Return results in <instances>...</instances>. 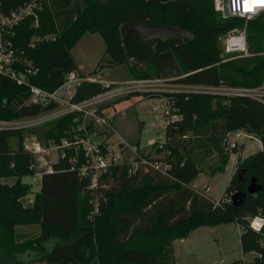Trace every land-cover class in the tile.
I'll return each mask as SVG.
<instances>
[{
    "label": "trees",
    "instance_id": "16d2710c",
    "mask_svg": "<svg viewBox=\"0 0 264 264\" xmlns=\"http://www.w3.org/2000/svg\"><path fill=\"white\" fill-rule=\"evenodd\" d=\"M24 1L28 0H0V7L8 11ZM40 5L34 8L37 22L27 15L10 38L19 57L37 67L34 74H26L29 81L47 90L61 83L65 73L77 70L70 49L85 31L101 36L109 64L129 63L134 79L162 77L202 85L264 83V10L246 19L249 53L239 56L221 53L217 36L240 26L243 18L222 16L213 0H40ZM128 19L177 25L190 36L142 38L131 29L121 37L119 25ZM104 88L99 81L83 80L72 99ZM134 93L160 95L179 115L164 124L163 140L155 146L166 166L160 169L149 157L131 171L124 161L111 164L98 177V211L93 217L88 216L87 178L68 168L70 149L52 162V171L40 175L31 203L19 202L30 186L21 176L31 174L33 160L22 145L24 132L44 125L42 143H57L71 135L72 127L80 132L76 129L79 113L67 112L34 126L0 127V177L14 176L11 183L0 181V264L41 260L47 264H175L174 239L184 238L199 225L231 221L242 226L240 250L255 252L252 259L235 264H264V225L259 231L249 226L253 215L264 216V102L186 89L132 90L116 100ZM28 97L27 85L0 73V120L30 116L53 105L27 102ZM86 125L91 126L89 119ZM238 128L256 136L262 147L236 159V169H242L240 180L234 170L221 196L212 199L190 180L211 155L218 159L207 172L223 169L229 151L237 150L226 148L225 134ZM97 131L110 134L102 128ZM10 138L15 139L13 145ZM80 160L79 154L74 164ZM250 176L261 188L233 205L229 195L237 187L244 189ZM24 223H36L37 233L15 237L14 226Z\"/></svg>",
    "mask_w": 264,
    "mask_h": 264
},
{
    "label": "built area",
    "instance_id": "2783aa9c",
    "mask_svg": "<svg viewBox=\"0 0 264 264\" xmlns=\"http://www.w3.org/2000/svg\"><path fill=\"white\" fill-rule=\"evenodd\" d=\"M40 6V0H28L10 8L8 11H3L0 7V73L13 78L17 83H22L28 86L29 97L27 102L39 103L41 105H46L47 103L52 102L53 105L44 111L30 116L0 120V123H3L0 127H28L59 117L67 112H77L80 114L81 122L76 126V129L80 132H75L72 127L70 129L72 133L69 137H60L57 143H52L56 150L51 154L49 159H43L40 155L41 152L47 153L48 147L41 145L38 140H31L25 148L32 154L33 160L29 167L32 169L31 178L34 182H39L40 175L43 172L53 170L52 162L65 156L66 149L71 150V154L68 155V160L70 161L68 168H76L79 175L87 178L86 188L89 189L88 201L91 204V208L88 211L89 217H93L98 211V201L95 189L98 177L105 172L111 164L124 161L127 163V170L131 171L134 169L138 161H147V159L141 155H138V158L135 155H130L128 157V162L119 158L118 153L111 151L112 144L109 143V134L105 132H96L90 126L86 125L87 119H89L91 124L93 121L105 123L106 125L108 124L106 118L99 115L97 111L101 102L109 100L118 94L127 93L132 90L150 91L174 89L202 90L227 95H242L264 102V83L257 86L179 83L182 87H165L167 83L158 78L134 79L125 84L114 85L112 87H109L108 83L104 82L103 84L106 88L81 99H72L75 87L81 81H97L96 79H82L75 77L74 70L65 73L61 83L55 88L47 90L29 81L26 74H34L37 67L31 66L25 58H22L21 56L19 57L16 53L17 48L14 46L10 38L13 34L14 27L27 15L32 14L33 23L37 22L34 8H40ZM213 6L216 10L220 11L222 16H224L222 14V0H213ZM226 8V16H238L246 20L264 10V0H226ZM217 38L223 52L236 53V55L239 56L247 55L249 53L245 37V23L219 34ZM21 64L23 65V69L20 68ZM165 102L166 108L163 110V115L166 117V123L168 120L178 118L179 115L171 112L170 105L166 98ZM231 131L234 133V137H239L241 135H244L247 138L251 137V133L243 129L238 128ZM228 132H226L224 138L225 146L228 143L226 137ZM152 143L153 138L149 137L147 139V144ZM238 143L239 142L235 138L231 139L228 143L229 148L237 146ZM125 144L134 154L138 150L137 144ZM79 154L81 155V160L78 165H75L74 161ZM37 155L42 158L41 162H37L38 164L35 163L34 160V157ZM154 165L158 166L160 169L166 166L162 161H160V163H154ZM255 218L257 220H255ZM262 225H264L263 215L255 214L249 220V226L256 231H259Z\"/></svg>",
    "mask_w": 264,
    "mask_h": 264
},
{
    "label": "rangeland",
    "instance_id": "374dc122",
    "mask_svg": "<svg viewBox=\"0 0 264 264\" xmlns=\"http://www.w3.org/2000/svg\"><path fill=\"white\" fill-rule=\"evenodd\" d=\"M240 23L242 25L246 23V20L242 19ZM70 51L78 65L77 70L73 71L75 77L96 79L102 84L108 83L109 87L134 80L128 69L129 63L109 64L108 56L104 52V42L96 32H83ZM221 53L225 52L221 50ZM156 78L165 81L167 83L165 87L181 86V84L167 78ZM124 94L126 93L118 94L99 104L98 113L106 118L107 125L93 121L90 127L96 132L100 128L110 131L109 143L114 146H111V151L118 153L119 158L128 162L130 155H135L137 158L141 155L149 157L151 163H160L163 154L155 150V146L164 137L166 117L163 115V110L166 108L165 98L157 94L144 96L141 93H134L127 98L116 100ZM2 124L0 123V126ZM45 128L46 126L40 125L35 129L25 131L22 137V145L25 148L31 140H38L41 145L48 147V152H41L40 155L43 159H49L56 148L52 143L47 145L42 143L46 140L42 132ZM149 137L153 138L152 144H147ZM233 138L239 142L236 146L237 150L229 151L223 169L214 173L207 172L210 165L216 163L218 159V155H211L204 159L203 167L190 181L195 189L212 199H218L221 196L234 171L235 160L262 147L260 140L252 134L251 137L247 138L244 135L234 137L233 132L228 133V143ZM135 140H137L138 150L134 154L125 143L132 145ZM9 142L13 145L15 139L10 138ZM228 143L226 148L229 149ZM41 156L34 157L35 163L41 162ZM13 180L14 176L0 177L2 182L11 183ZM21 180L30 183L29 191L19 197L21 205H28L32 201L34 191L38 188V182L32 181L31 174L21 176ZM241 230V224L236 221L199 225L191 229L184 238H177L172 241L173 262L175 264H235L236 261H248L252 259L255 252H242L240 250L239 234ZM37 231L36 223L16 224L14 226V235L17 238H30ZM25 264L47 263L41 260L29 261ZM90 264L96 263L91 262Z\"/></svg>",
    "mask_w": 264,
    "mask_h": 264
},
{
    "label": "water",
    "instance_id": "95a60500",
    "mask_svg": "<svg viewBox=\"0 0 264 264\" xmlns=\"http://www.w3.org/2000/svg\"><path fill=\"white\" fill-rule=\"evenodd\" d=\"M222 14L227 15L226 0H222ZM133 29L142 38L153 36L164 37L172 34H178L182 37L190 36L188 31L183 28L168 23L153 24L151 22H140L137 19H128L119 25L120 36L124 37L129 30ZM225 144V143H224ZM237 179L240 180L242 169L238 167L236 170ZM261 188L254 176H250L244 189L236 188L230 195L229 200L233 205H240L246 193H253Z\"/></svg>",
    "mask_w": 264,
    "mask_h": 264
},
{
    "label": "crops",
    "instance_id": "0c3cea01",
    "mask_svg": "<svg viewBox=\"0 0 264 264\" xmlns=\"http://www.w3.org/2000/svg\"><path fill=\"white\" fill-rule=\"evenodd\" d=\"M239 129H240V128H239ZM228 133H232V131H231V132H228ZM228 133H227V135H228ZM227 135H226V137H227ZM235 165H236V160H235V162H234V170H235ZM233 172H234V171H233ZM195 175H196V174H195ZM192 179H193V178H192ZM192 179H191V180H192ZM191 180H190V181H191ZM228 180H229V179H228Z\"/></svg>",
    "mask_w": 264,
    "mask_h": 264
},
{
    "label": "bare ground",
    "instance_id": "6f19581e",
    "mask_svg": "<svg viewBox=\"0 0 264 264\" xmlns=\"http://www.w3.org/2000/svg\"><path fill=\"white\" fill-rule=\"evenodd\" d=\"M255 220H257V219L255 218Z\"/></svg>",
    "mask_w": 264,
    "mask_h": 264
}]
</instances>
